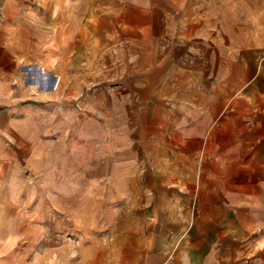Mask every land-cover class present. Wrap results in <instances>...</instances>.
<instances>
[{
  "label": "crops",
  "instance_id": "0c3cea01",
  "mask_svg": "<svg viewBox=\"0 0 264 264\" xmlns=\"http://www.w3.org/2000/svg\"><path fill=\"white\" fill-rule=\"evenodd\" d=\"M89 83L126 197L80 264H264V0H0V115Z\"/></svg>",
  "mask_w": 264,
  "mask_h": 264
},
{
  "label": "rangeland",
  "instance_id": "374dc122",
  "mask_svg": "<svg viewBox=\"0 0 264 264\" xmlns=\"http://www.w3.org/2000/svg\"><path fill=\"white\" fill-rule=\"evenodd\" d=\"M96 87L0 115V264H80L81 248L115 227L123 205L112 201L126 189L98 155Z\"/></svg>",
  "mask_w": 264,
  "mask_h": 264
}]
</instances>
